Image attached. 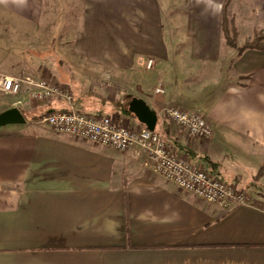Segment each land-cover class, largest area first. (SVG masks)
Segmentation results:
<instances>
[{
  "label": "crops",
  "instance_id": "0c3cea01",
  "mask_svg": "<svg viewBox=\"0 0 264 264\" xmlns=\"http://www.w3.org/2000/svg\"><path fill=\"white\" fill-rule=\"evenodd\" d=\"M166 1L85 0L72 65L87 71L33 76L70 88L79 112L134 129L147 128L130 112L134 98L143 100L178 156L254 202L220 210L154 174L144 155L35 124L65 103L26 102L27 123L0 128V264H264V51L239 54L222 28L226 13L239 37L245 29L249 39L264 31V0H186L179 11ZM205 1L196 15L200 52L193 53L188 12ZM0 3L20 21L37 24L42 14L43 0ZM177 30L185 36L179 42ZM218 46L226 57L203 51ZM159 79L163 96L153 93ZM103 81L111 87H101ZM4 98L0 114L15 108ZM170 105L204 115L213 139H194L164 119Z\"/></svg>",
  "mask_w": 264,
  "mask_h": 264
},
{
  "label": "built area",
  "instance_id": "2783aa9c",
  "mask_svg": "<svg viewBox=\"0 0 264 264\" xmlns=\"http://www.w3.org/2000/svg\"><path fill=\"white\" fill-rule=\"evenodd\" d=\"M154 68L155 61L149 59L146 69L152 71ZM111 85L110 81L100 83L103 88ZM153 93L157 96L165 95L162 79L157 82ZM0 96L18 99L14 106L21 112L26 102L65 103L64 109L39 115L34 121L35 124L49 126L59 134L94 145L120 152L133 151L136 156L144 155L145 166L154 174L220 210L228 211L233 205L245 206L254 202L249 192L225 183L208 169L194 167L187 158L178 156L161 132H151L147 128L134 129L117 118L79 112L70 88L57 85L49 79L33 75L8 76L0 72ZM161 116L178 128L186 130L194 139H213L212 125L199 112L170 105L163 108Z\"/></svg>",
  "mask_w": 264,
  "mask_h": 264
},
{
  "label": "rangeland",
  "instance_id": "374dc122",
  "mask_svg": "<svg viewBox=\"0 0 264 264\" xmlns=\"http://www.w3.org/2000/svg\"><path fill=\"white\" fill-rule=\"evenodd\" d=\"M177 11L186 6V0H173ZM165 4L167 1L164 0ZM205 2H196L191 6L192 12H188L189 23L191 22L192 51L200 52L195 47L203 31L197 23L198 10L206 7ZM166 6V5H165ZM85 8V0H43L42 14L37 24L20 21L9 11V8L0 3V72L7 75H78L74 70L81 67L87 71L86 65L77 62L73 67V36L74 30L81 24ZM168 9V8H167ZM197 10L195 12L194 10ZM178 12L174 18V24L179 29L183 22ZM190 14V15H189ZM246 30V31H245ZM241 30L238 43L243 45L251 36V31ZM215 37V34H212ZM178 42L184 39L183 33L177 30ZM225 44L224 37L222 38ZM213 43H219L215 41ZM222 47L203 49L209 55L212 51L219 55L223 53ZM178 51L181 48H176ZM227 53H223L226 57ZM178 66L177 64V69ZM9 102L16 103L15 98L7 96ZM14 103V104H15ZM24 106V105H23ZM34 106V105H33ZM32 106V107H33ZM32 121V120H31ZM35 121V120H34Z\"/></svg>",
  "mask_w": 264,
  "mask_h": 264
},
{
  "label": "water",
  "instance_id": "95a60500",
  "mask_svg": "<svg viewBox=\"0 0 264 264\" xmlns=\"http://www.w3.org/2000/svg\"><path fill=\"white\" fill-rule=\"evenodd\" d=\"M130 112L133 113L139 122L151 132L156 130L158 115L141 99L134 98L130 103ZM27 120L20 109L11 108L0 114V128L10 125H24Z\"/></svg>",
  "mask_w": 264,
  "mask_h": 264
},
{
  "label": "trees",
  "instance_id": "16d2710c",
  "mask_svg": "<svg viewBox=\"0 0 264 264\" xmlns=\"http://www.w3.org/2000/svg\"><path fill=\"white\" fill-rule=\"evenodd\" d=\"M228 1L230 2V0ZM222 28L227 44L234 49H238L239 54H242L246 50L264 51V31L255 32L253 37L240 47L238 45L239 32L235 22L226 13L223 15Z\"/></svg>",
  "mask_w": 264,
  "mask_h": 264
}]
</instances>
